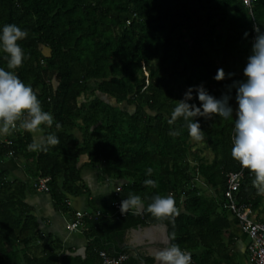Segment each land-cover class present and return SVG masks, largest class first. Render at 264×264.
Segmentation results:
<instances>
[{
  "label": "trees",
  "instance_id": "16d2710c",
  "mask_svg": "<svg viewBox=\"0 0 264 264\" xmlns=\"http://www.w3.org/2000/svg\"><path fill=\"white\" fill-rule=\"evenodd\" d=\"M6 23L28 31L19 41L25 59L13 71L62 127L42 126V135L54 132L60 140L47 152L28 150L32 133L0 134V264H101L100 250L130 252L120 247L125 231L148 224L175 231L173 243L192 253V264H234L224 238L232 224L224 194L229 172L243 170L237 201L264 222V196L252 186L250 170L231 156L235 118H194L200 141L186 128L169 135L183 121L168 120L190 86L203 83L220 98L244 78L253 24L264 30V0H0V29ZM0 67L8 70L2 51ZM219 68L234 75L217 81ZM235 94L232 88L233 110ZM188 102L199 106L195 89ZM6 160L23 168L25 180L1 165ZM84 166L97 169L100 180L119 182L114 198L134 193L145 207L125 216L84 212L80 230L87 242L76 253L39 229L25 197L29 184L36 188L47 177L44 191L54 208L74 217L69 199L88 194ZM146 179L157 186H145ZM157 193L173 194L180 210L175 227L146 211ZM128 260L138 262L133 254Z\"/></svg>",
  "mask_w": 264,
  "mask_h": 264
},
{
  "label": "clouds",
  "instance_id": "9594fccd",
  "mask_svg": "<svg viewBox=\"0 0 264 264\" xmlns=\"http://www.w3.org/2000/svg\"><path fill=\"white\" fill-rule=\"evenodd\" d=\"M251 51L247 63L243 68V79L234 80L229 91L216 98L210 94L203 83L190 86L184 93L183 99L171 112L168 123L175 125L182 119L183 124L170 130L169 135L175 137L186 128L191 138L196 141L204 139L201 125L196 117L219 116L224 119L233 117V108L229 104L231 89H236L235 99L238 108L235 110L234 135L232 137L231 156L239 162L241 167L250 170L253 174L252 186L257 195L264 196V30L261 25L254 23ZM248 33H245L247 36ZM28 37V31L15 23H6L0 29V51L5 54L7 69L0 67V134L12 135L14 132L24 130L39 136L28 144L29 151L47 152L50 146H56L60 140L56 133L50 132L46 136L42 126L59 130L62 125L54 121L53 115L45 111L42 102L38 99L36 91L30 84H26L15 73V69L22 66L25 53L19 41ZM234 73H225L219 68L214 77L217 81L233 76ZM195 89L196 98L200 102L189 103L193 99ZM148 168L146 175H152ZM145 186L155 188L157 183L153 179H146ZM144 201L139 195L129 193L120 204L122 214L130 210L144 209ZM146 211L158 221H168L175 227V220L180 215L176 200L172 193L151 197ZM176 233H166L162 243L164 247L155 251L156 264H192V253L182 249L179 244L173 243ZM132 252V251H131Z\"/></svg>",
  "mask_w": 264,
  "mask_h": 264
},
{
  "label": "crops",
  "instance_id": "0c3cea01",
  "mask_svg": "<svg viewBox=\"0 0 264 264\" xmlns=\"http://www.w3.org/2000/svg\"><path fill=\"white\" fill-rule=\"evenodd\" d=\"M38 138L39 136H34V139ZM1 165L4 168H8L13 177L25 180L23 168L15 160H6ZM81 177L87 187L88 194L70 198V206L74 210L83 212L94 208L99 214L116 215L113 208L115 199L113 195L114 189L119 182L108 178L100 180L98 178V170L87 166L82 167ZM25 201L34 208L41 231L45 234L52 233L56 235L66 247L74 248L76 253L84 252L87 242L86 238L82 235L81 230H68L66 228V224L71 217L69 214L60 213L54 208L52 198L48 192L37 190L32 184H29ZM229 219L232 224L229 231L224 234V238L226 241L229 240L231 244L230 250L233 253L231 261L234 264H248L246 253L247 235L240 229L231 213H229ZM240 238L243 239V244ZM124 240H126L125 237L123 238Z\"/></svg>",
  "mask_w": 264,
  "mask_h": 264
},
{
  "label": "built area",
  "instance_id": "2783aa9c",
  "mask_svg": "<svg viewBox=\"0 0 264 264\" xmlns=\"http://www.w3.org/2000/svg\"><path fill=\"white\" fill-rule=\"evenodd\" d=\"M236 110V109H235ZM235 110L233 117L235 118ZM10 141H8L9 143ZM244 176L243 170L229 172L227 176V187L224 192L228 198L227 207L230 213L235 217L240 229L247 235L246 252L248 264H264V222L255 218L251 205L240 203L237 201V191L240 182ZM47 177L39 178L36 185L37 190H47ZM120 190V184L114 190V195ZM124 198H115L113 208L116 215L125 216L129 213H138L139 211L130 210L128 213L122 214L120 204ZM69 203V201H67ZM84 212L76 210L75 216L66 224L68 230H77L82 226V216ZM131 251L120 252L117 255H111L106 250H100L99 256L101 264H123L131 256Z\"/></svg>",
  "mask_w": 264,
  "mask_h": 264
},
{
  "label": "water",
  "instance_id": "95a60500",
  "mask_svg": "<svg viewBox=\"0 0 264 264\" xmlns=\"http://www.w3.org/2000/svg\"><path fill=\"white\" fill-rule=\"evenodd\" d=\"M166 233L167 226L164 224L138 225L125 231L123 238L126 240L120 247L134 252L140 262H145L144 257H151L149 264H156L155 251L165 246L162 241Z\"/></svg>",
  "mask_w": 264,
  "mask_h": 264
},
{
  "label": "rangeland",
  "instance_id": "374dc122",
  "mask_svg": "<svg viewBox=\"0 0 264 264\" xmlns=\"http://www.w3.org/2000/svg\"><path fill=\"white\" fill-rule=\"evenodd\" d=\"M91 83V88H94L95 87V85L92 83V82H90ZM120 106L121 107H125L126 105L125 104H120ZM126 108H128V109H132V107H130V106H127ZM264 205V204H263ZM255 215L257 216V213H255ZM260 216L262 217V218H264V208H263V212L262 213H260ZM77 230H80V229H77ZM240 240H241V242H242V244H243V239L242 238H240ZM247 253V252H246Z\"/></svg>",
  "mask_w": 264,
  "mask_h": 264
},
{
  "label": "flooded vegetation",
  "instance_id": "af4514ba",
  "mask_svg": "<svg viewBox=\"0 0 264 264\" xmlns=\"http://www.w3.org/2000/svg\"><path fill=\"white\" fill-rule=\"evenodd\" d=\"M133 255L135 254L134 252H131ZM142 253V252H141ZM143 254V253H142ZM135 256V255H134ZM144 260L145 262H140L138 260V262L134 263V264H149L147 261H146V257H144ZM129 260L125 261L123 264H131V263H128Z\"/></svg>",
  "mask_w": 264,
  "mask_h": 264
}]
</instances>
